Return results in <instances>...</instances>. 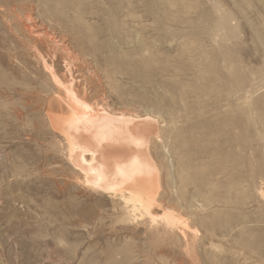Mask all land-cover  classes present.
<instances>
[{
  "label": "rangeland",
  "instance_id": "rangeland-1",
  "mask_svg": "<svg viewBox=\"0 0 264 264\" xmlns=\"http://www.w3.org/2000/svg\"><path fill=\"white\" fill-rule=\"evenodd\" d=\"M86 50L180 71L163 87L110 84L149 103L140 115L168 114L175 159L160 165L174 219L39 182L57 142L23 105L26 62L64 70ZM0 264H264V0H0Z\"/></svg>",
  "mask_w": 264,
  "mask_h": 264
},
{
  "label": "bare ground",
  "instance_id": "bare-ground-1",
  "mask_svg": "<svg viewBox=\"0 0 264 264\" xmlns=\"http://www.w3.org/2000/svg\"><path fill=\"white\" fill-rule=\"evenodd\" d=\"M100 50L107 52L102 47ZM85 54L89 57L69 59L65 56L64 70L57 61L35 59L26 62L34 74L26 71L23 75L19 87L23 105L34 115H42L41 124L45 128L40 127L39 122H35L36 127L57 142V146L42 158L49 166L42 172L51 177L39 182L50 181L52 187L48 191L55 197L76 193L75 199L83 203L92 199L91 192L105 194L130 212L140 210L151 220L170 219L171 211L163 207L167 184L160 165V159H175L169 151L171 134L164 132L168 114L167 118L159 115L158 120L147 115L150 112L140 115L136 105L146 107L149 103L127 97L131 96V86L125 93L124 89L112 88L110 84L112 81H156L158 87H163L162 82L168 74L179 77L180 71L143 61H118L109 54L98 57L92 50H86ZM181 117L178 113L172 114L171 122H178ZM64 150L68 164L61 167L63 175L59 178L53 164L63 161L57 152ZM37 169L41 171V165ZM35 190L42 191V188L38 186ZM83 196L85 198H80Z\"/></svg>",
  "mask_w": 264,
  "mask_h": 264
}]
</instances>
